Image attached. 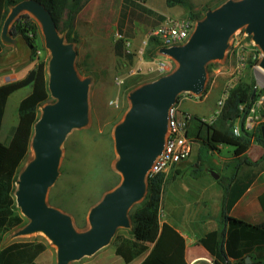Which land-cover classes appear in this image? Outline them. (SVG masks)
Returning a JSON list of instances; mask_svg holds the SVG:
<instances>
[{
	"label": "rangeland",
	"instance_id": "374dc122",
	"mask_svg": "<svg viewBox=\"0 0 264 264\" xmlns=\"http://www.w3.org/2000/svg\"><path fill=\"white\" fill-rule=\"evenodd\" d=\"M116 1L84 0L82 7L74 18V29L77 33V42H72L76 51L75 67L81 78H90L88 86V120L83 127L74 128L68 133L62 147L59 175L54 185L51 186L52 188H50L53 195L71 209L69 212L60 208L71 215L77 231H84L89 227L87 221L89 209L116 182V174L118 173L114 163L117 155L114 149L113 129L123 118L130 105L129 93L141 84L156 79L155 76L146 74L150 60L144 58L146 43H143V41H147L149 38L150 31L156 26L153 22L157 19L154 16L151 17L143 8L175 17H188L187 12L181 6L176 8L167 6L165 0H143L141 5H133L141 13V16L143 14L150 18H146L145 21L133 18L134 39L132 42L129 39V46H123V53L132 55L130 62L125 56L119 57L114 53L113 44L118 39L117 36L113 35L111 37L103 34L104 29L108 28L112 22L115 23V20L113 21V10ZM189 1L193 5V16L190 19L197 21L204 17L207 10L215 8L219 2L224 0ZM112 6L114 7L112 8ZM109 8V24L106 27L104 16ZM29 15L32 17L31 14ZM12 38L15 39V43L2 41L0 85L22 79L34 67L38 59H47L48 61L50 57L49 50L44 45L41 30L38 32L37 49L34 57L31 47L22 37ZM251 41H253L251 35L247 34L244 26L235 30L228 39V46L223 57L206 63V66L209 65L211 68L206 71V80L202 92L197 97L187 96L179 103L181 110L191 113L194 118L188 130V136L191 139V153L177 167L180 173L178 174V187L175 189L177 196H174V199H177V202L181 204L189 203L194 208L191 210L190 216L193 213L197 216L200 213H202V216L207 213L209 217L214 215L217 204L222 201L223 186L228 184V179L235 167L237 171L245 167L264 165V160H260L261 156L264 155V149L260 144L252 141L244 155L237 160H232L233 147L223 144L210 149L206 144V128L198 123L199 117H208L212 113L216 100L232 76L237 75L238 81L246 80L249 82L253 80L255 83L254 90L264 93V74L257 67H252L251 62L238 74L236 72L237 61L231 55V48L234 43L239 42L242 46H251ZM155 56H157V53ZM258 64L259 62L257 64L254 62V65L259 66ZM135 83L138 84L133 86ZM30 90L29 85L23 86L13 91L7 98L0 129V142L4 145L9 143L11 130L17 123V105ZM110 100H117L118 107L110 104ZM225 112L222 113L220 119H224ZM195 117H198V119L196 120ZM197 132L199 133L198 138ZM33 156L30 142L29 153L20 165L18 174ZM257 161L259 163L254 165ZM174 171H171V173ZM211 172L217 173L218 178H220L219 183L217 182L218 185L214 184L212 188L206 187L204 183V181L216 183L215 180L218 178L214 179ZM73 211L78 215L79 227L74 220ZM240 214V208H235L234 216L240 217ZM248 214L252 217L255 214L257 218L263 213L255 208V210L250 209ZM162 218L161 215L160 219ZM17 229L6 232L2 239L4 241L44 239L49 243L48 248L37 257L36 261L38 264L56 263V246L49 239L38 232L24 236H14L13 234ZM199 229V227L196 228V230ZM118 230L123 232L122 228H118ZM113 247L110 241L93 254L100 255L104 253V257L100 260H94L90 263L89 258L93 257L90 255L70 261L68 264H123L121 261L110 259L109 256Z\"/></svg>",
	"mask_w": 264,
	"mask_h": 264
},
{
	"label": "water",
	"instance_id": "95a60500",
	"mask_svg": "<svg viewBox=\"0 0 264 264\" xmlns=\"http://www.w3.org/2000/svg\"><path fill=\"white\" fill-rule=\"evenodd\" d=\"M21 12L35 16L41 23L44 45L50 53L48 90L54 101L40 107L30 141L34 156L15 181L16 206L27 222L13 235L42 231L56 246L55 264H68L107 245L118 228L130 227L129 210L143 198L147 171L163 148L169 107L181 92H202L206 63L223 57L235 30L244 26L251 35L262 52L258 65L264 69V0H225L196 21L186 43L159 49L177 65L170 73L129 93L130 105L113 129L117 155L114 166L120 181L89 209V227L84 231L76 230L70 214L49 204L47 195L59 175L68 133L87 123L90 78L78 75L72 42L60 35L51 13L38 0H20L10 8L2 24L1 41L15 43L9 27ZM254 93L255 90L251 99ZM260 131L264 141V124ZM211 174L218 178L217 173ZM245 260L248 262L249 257L245 256Z\"/></svg>",
	"mask_w": 264,
	"mask_h": 264
},
{
	"label": "trees",
	"instance_id": "16d2710c",
	"mask_svg": "<svg viewBox=\"0 0 264 264\" xmlns=\"http://www.w3.org/2000/svg\"><path fill=\"white\" fill-rule=\"evenodd\" d=\"M18 1L20 0H0V32L10 8ZM38 1L42 2L49 10L58 32L64 36V39L67 42H77L74 18L84 0ZM222 2H219L215 7ZM142 3L143 0L141 3L122 0L118 12L116 29L123 37L114 41L113 49L117 56H125L130 62L132 55L123 53V46L125 39L133 36V18L142 21L150 18L143 14L141 16V13L133 6ZM165 3L167 6H181L189 18L193 16V5L189 0H165ZM143 10L157 19L153 22L154 24L165 18L164 15L150 9L143 8ZM39 31L37 21L26 12L19 14L9 27L10 36L22 37L31 47L32 53H34L33 57L37 49ZM2 46L3 43L0 38V51ZM158 47V40L150 36L146 41L144 58L147 60L154 58ZM210 68L209 65L206 66V71ZM137 84L135 83L133 86ZM28 85L31 90L17 105V123L11 130L9 143L4 145L0 142V241L6 232L20 228L27 222V219L16 206L15 181L18 177V169L29 153L33 127L39 118L40 107L49 100L54 101L48 90L47 59H38L34 67L22 79L0 85V129L8 96L13 91ZM254 85L253 80L249 82L239 80L229 90L225 100L222 110V113L226 111L224 119L219 117L215 123L204 125L206 144L209 148L223 144L232 146V160H237L244 155L252 141L260 144L264 149V141L260 131V126L264 123L258 125L252 132H246L242 129L240 135L234 134L232 130V122L240 114L239 105L242 103L249 104L258 94H261V91L255 90L251 99ZM179 96L180 94L177 98ZM195 119L197 120L198 117ZM196 135L198 138L199 133L197 132ZM260 160H264V155L261 156ZM258 163L259 161L254 165ZM262 167L264 165L245 167L237 171L235 167L228 179V184L223 186V196L217 217L219 227L205 232L198 239L199 244L212 256L213 264H232V261L243 263L245 256L253 253L255 254L252 259L253 264H264V219L260 222L251 223L229 215L231 208L250 187ZM171 171L167 176L159 173L146 178V191L143 198L135 203L128 213L130 227L128 229L122 228L123 232L116 230L111 242L115 254L124 263H130L136 257L146 254L139 264H187L183 235L169 223L165 221L160 223L159 219L163 186L169 177H174L180 173L177 169L173 173ZM119 180L120 176L116 174L115 184L107 190L118 184ZM219 181L220 178L215 180L218 183ZM51 188L48 192V202L70 212L71 209L53 195ZM257 200L264 213V191ZM72 214L76 225L79 227L78 215L74 211ZM48 245L49 243L44 239L14 240L0 248V264H38L37 257L48 248Z\"/></svg>",
	"mask_w": 264,
	"mask_h": 264
},
{
	"label": "built area",
	"instance_id": "2783aa9c",
	"mask_svg": "<svg viewBox=\"0 0 264 264\" xmlns=\"http://www.w3.org/2000/svg\"><path fill=\"white\" fill-rule=\"evenodd\" d=\"M141 3L142 0H132ZM196 21L189 17H165L161 20L149 33V37H155L159 42V47L156 51L157 56L149 61V66L146 69V74H150L158 78L161 75L170 73L176 67V61L169 55L159 52L162 47H172L183 45L189 39ZM117 38H122V34L116 32ZM146 43V41H143ZM250 45H240L236 42L232 45L231 55L237 61L236 72L239 74L248 63H252V67L260 61L262 52L260 48L251 41ZM130 45L129 39H125L124 47ZM249 59V61H248ZM238 76H232L226 83L223 92L216 100L215 107L208 117L201 116L198 123L202 125H210L214 123L221 115L225 100L229 90L238 82ZM119 82H121L119 80ZM189 97H197L190 92H181L176 102L168 109L167 127L164 136L163 148L151 163L147 171V177L155 174H164L176 169L180 162L186 160L191 153V139L188 136L190 123L194 116L184 110H181L179 103L183 99ZM110 104L118 107L117 100H110ZM239 116L232 122V130L234 134L240 135L242 129L246 132H252L258 125L264 123V93L258 94L251 103H242L238 107ZM263 125V124H262ZM162 211H159L160 216H163ZM161 220V219H160Z\"/></svg>",
	"mask_w": 264,
	"mask_h": 264
},
{
	"label": "crops",
	"instance_id": "0c3cea01",
	"mask_svg": "<svg viewBox=\"0 0 264 264\" xmlns=\"http://www.w3.org/2000/svg\"><path fill=\"white\" fill-rule=\"evenodd\" d=\"M121 1L122 0H117L115 3V7L112 6V8L114 7L113 21L115 20V23L112 22V24L108 28L103 30L104 36L112 37L113 35H115L116 32H118L116 29V23H117L118 12L120 9ZM177 6L178 5H174L171 7L176 8ZM159 14H162L165 17H168V16L175 17V16H172L170 14H165V13H159ZM133 36L128 37V39H130L131 42L134 39ZM219 146H222V145H219ZM178 177L179 175H176L171 178L169 177L167 182L163 186V189L161 192V204H160V209L162 210L163 218L160 220V223L163 221L169 223L183 235L185 239V260L187 264H213L212 256H210V254L206 252L204 248L199 244L198 239L201 236H203L205 232L219 227L217 217H218V212H219L221 203L217 204L214 210V215L212 217H209L208 213L204 216H202V213H200L199 216L193 213L192 216H190L191 210L194 208L189 203L181 204L177 202V199H174V196H177V194H175L176 193L175 189L176 187H178V181H179ZM204 183L206 184L205 185L206 187H210V188H212L214 184L218 185L217 182L209 183L207 181H204ZM263 191H264V167L260 169V172L257 174L255 179L252 181L250 187L246 190V192L238 199V201L231 208L229 215L235 217L234 216L235 208H240L241 210L240 217H235V218L243 219L251 223L262 221L264 219V213L262 212L260 208L257 198L261 193H263ZM255 208L256 210H261V212L263 213L261 216L257 218L255 214L253 215V217L248 214V211H250V209L255 210ZM198 227L200 229L196 230V228ZM125 229H128V228H125ZM10 242L12 241H4L2 239L0 242V248L9 244ZM111 252L112 253L109 257L112 261L117 260L118 262L120 261L123 262L122 259L118 255L115 254L114 247L112 248ZM145 255L146 254L136 257L130 263L123 262V264H139ZM91 256L93 257L89 258L90 263H92L94 260L95 261L100 260L102 257H104V253H101L100 255L92 254ZM254 256H255L254 253L249 255L248 262L244 258L243 263L232 261V264H253L254 262H252V259L254 258Z\"/></svg>",
	"mask_w": 264,
	"mask_h": 264
},
{
	"label": "bare ground",
	"instance_id": "6f19581e",
	"mask_svg": "<svg viewBox=\"0 0 264 264\" xmlns=\"http://www.w3.org/2000/svg\"><path fill=\"white\" fill-rule=\"evenodd\" d=\"M109 10H110V8L107 9L106 15L104 16V25H105L106 27H107L108 24H109V13H108ZM32 17L37 21V23L39 24V28H40V30H41V23H40V21H39L35 16H32ZM257 69H258L259 71H261V72L264 74V69H263V68H261L260 66H258ZM38 233H41V234L44 235V233H43L42 231H38Z\"/></svg>",
	"mask_w": 264,
	"mask_h": 264
}]
</instances>
